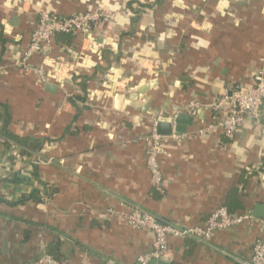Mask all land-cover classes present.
Masks as SVG:
<instances>
[{"label":"crops","instance_id":"0c3cea01","mask_svg":"<svg viewBox=\"0 0 264 264\" xmlns=\"http://www.w3.org/2000/svg\"><path fill=\"white\" fill-rule=\"evenodd\" d=\"M97 7L113 20L59 34L30 70L19 66L41 12ZM40 66L46 83L31 71ZM262 68L264 0H0V113L15 137L40 144L25 156L0 135V264L30 263L41 246L62 264H136L153 238L119 215L130 207L177 228L220 207L263 218L264 116L232 139L218 128L199 134L223 116L206 105ZM189 102L199 108L185 112ZM179 112L192 125L158 158L157 193L146 138ZM258 236L244 222L208 243L169 238L164 262L247 264Z\"/></svg>","mask_w":264,"mask_h":264},{"label":"built area","instance_id":"2783aa9c","mask_svg":"<svg viewBox=\"0 0 264 264\" xmlns=\"http://www.w3.org/2000/svg\"><path fill=\"white\" fill-rule=\"evenodd\" d=\"M114 15L102 8H95L89 12L75 13L61 18L50 12H41L31 34L29 44L23 52L19 66L24 70H30L28 60L34 55H44L49 49L55 36L59 34H74L76 32H88L92 27L100 23H109ZM41 83L48 81L49 75L42 66L31 69ZM250 86H236L229 95L216 98L206 105L214 114H223L217 124H210L206 129L200 130L199 134L208 133L211 130L221 129L227 139H232L237 129L246 121H255L264 116L261 111L264 102V69L257 70L252 78ZM199 108L196 102H189L184 111L187 113ZM216 116V115H215ZM264 134V127L262 129ZM185 134V133H184ZM184 134L160 136L153 129L146 140L150 147L146 152V164L150 175L152 188L157 193H163V178L159 168L158 158L166 155V146L171 138L182 137ZM110 214L114 212L108 211ZM121 215L129 224L136 229H144L152 234L151 249L136 258V264H151L156 261H164L168 257V239L176 238L195 242L208 243L212 234L216 231L229 230L244 222L255 223L260 232H264V217L255 219L249 211L234 215L230 214L225 207H220L209 216L201 226L189 228L172 227L160 222L154 216L137 207H130V212ZM40 256L27 264H62L56 260L45 246H41ZM247 264H264V237L258 236L251 248V258Z\"/></svg>","mask_w":264,"mask_h":264},{"label":"trees","instance_id":"16d2710c","mask_svg":"<svg viewBox=\"0 0 264 264\" xmlns=\"http://www.w3.org/2000/svg\"><path fill=\"white\" fill-rule=\"evenodd\" d=\"M81 79L83 81L86 80V78L84 76L81 77ZM81 86H82L83 89L85 88L82 82H81ZM3 114L4 115H2L0 113V135L4 139L5 142H9V143L12 142L16 146H18L19 147V150H20V154L25 155V156L30 155L31 154L30 152L36 151V150H38L40 148L39 142H37L35 140H30V139L18 138V137H15L12 133H10L7 130V127H8V122H7L8 116L6 115V113H3ZM35 196L36 195L33 194L30 197L35 198ZM27 199H28V197H27ZM48 252L56 260H58V258L55 256V254H53V252L51 250H48Z\"/></svg>","mask_w":264,"mask_h":264},{"label":"water","instance_id":"95a60500","mask_svg":"<svg viewBox=\"0 0 264 264\" xmlns=\"http://www.w3.org/2000/svg\"><path fill=\"white\" fill-rule=\"evenodd\" d=\"M52 86H46V90L52 91ZM193 117L185 114L183 112H179L173 122H157L155 124V132L160 136H169L172 133L176 135L184 134L186 132L187 127L192 125ZM156 264H167L166 262L159 260L156 261Z\"/></svg>","mask_w":264,"mask_h":264}]
</instances>
